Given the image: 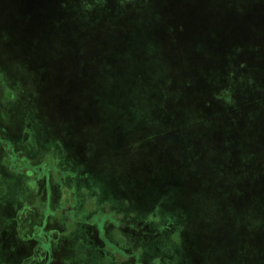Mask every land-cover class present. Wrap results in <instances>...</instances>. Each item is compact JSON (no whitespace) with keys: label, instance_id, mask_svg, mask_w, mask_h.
I'll return each mask as SVG.
<instances>
[{"label":"rangeland","instance_id":"rangeland-1","mask_svg":"<svg viewBox=\"0 0 264 264\" xmlns=\"http://www.w3.org/2000/svg\"><path fill=\"white\" fill-rule=\"evenodd\" d=\"M11 70L74 151L124 171L132 218L174 234L180 263L264 264V0H0L3 166L32 179Z\"/></svg>","mask_w":264,"mask_h":264},{"label":"crops","instance_id":"crops-1","mask_svg":"<svg viewBox=\"0 0 264 264\" xmlns=\"http://www.w3.org/2000/svg\"><path fill=\"white\" fill-rule=\"evenodd\" d=\"M11 71L1 96L7 93V113H21L19 122L10 125L14 144L22 158L38 167L32 179L23 168L6 170L3 159L12 145L0 130V264H182L174 234L162 227L152 234L146 215L132 218L124 200V171L112 170L111 176L99 159L74 151V135L53 118L46 103L14 93ZM11 92L25 110L8 103ZM31 110H36L33 117L26 113ZM142 245H150L149 260L142 258Z\"/></svg>","mask_w":264,"mask_h":264}]
</instances>
